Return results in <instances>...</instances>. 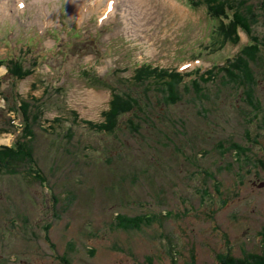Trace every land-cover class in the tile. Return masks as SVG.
Masks as SVG:
<instances>
[{
    "label": "rangeland",
    "instance_id": "1",
    "mask_svg": "<svg viewBox=\"0 0 264 264\" xmlns=\"http://www.w3.org/2000/svg\"><path fill=\"white\" fill-rule=\"evenodd\" d=\"M107 1L0 0V59L17 58L33 69L16 79L6 74V61L0 65V128L9 129L0 132V145L20 131L9 124V118L20 124V111L13 110L18 98L33 113L40 107L32 145L44 176V182L33 177L38 167L25 174V165L18 173L0 171V264H65L61 256L73 264H143L148 257L154 264H186L192 252L197 264H221L218 255L228 250L258 251L264 226L261 0L247 1L257 13L252 34L262 44V59L248 62L250 80V68L239 72L232 60L246 34L239 31V43L212 51L217 21L203 4ZM143 63L184 74L162 92L167 83H136ZM212 65L227 66L234 79L226 69L200 79ZM108 86L137 96L148 122L129 124L125 114L111 132L81 122L103 120ZM163 118L172 123L164 126ZM226 139L242 143L240 158L220 151L217 143ZM117 213L144 214L148 222L127 229L116 224Z\"/></svg>",
    "mask_w": 264,
    "mask_h": 264
},
{
    "label": "trees",
    "instance_id": "2",
    "mask_svg": "<svg viewBox=\"0 0 264 264\" xmlns=\"http://www.w3.org/2000/svg\"><path fill=\"white\" fill-rule=\"evenodd\" d=\"M250 0H186L187 5L192 8H198L203 4L205 6L208 17L212 20H216L217 23L215 25V39L211 43V50L218 49L219 47L224 46L226 43L236 44L239 41V31H243L247 36V43L242 46L239 53L232 59L236 60L240 63L238 67V71L249 72L248 62L259 61L261 58V46L262 44L257 40V37L252 34L251 25L257 22V13L254 11V5L248 3ZM260 6L264 9V0H261ZM228 8V11L227 9ZM231 12L228 13V12ZM219 23V24H218ZM218 24V25H217ZM245 58V59H244ZM6 61V65L8 67L7 73L16 79H21L30 74L33 69H23L21 62L17 60V58H11L10 61L7 59H0V65L4 64ZM231 60H227L226 64H230ZM224 64V65H226ZM228 64V65H229ZM214 65V64H213ZM251 70V74L248 76V80L253 79L251 66L249 67ZM232 75L231 79H234V76L231 72L228 71L227 66H212L211 68L205 70L200 73L199 78L203 81H210L215 78V75L218 72H225ZM197 72L200 71L199 68H195ZM184 73L178 72L175 69L169 70L166 68H159L156 66H152L149 63H143L139 67H137L136 72L134 74V79L136 83L142 84L145 81H151L149 85L153 86L156 84L167 83L168 87L166 89H162L163 91L172 90L175 88L178 80L183 76ZM188 74V73H185ZM225 75V74H224ZM224 75L221 76L223 79ZM247 79V77H246ZM169 80L171 82H169ZM96 83H100L104 86H107L104 82L100 81L98 78ZM147 83V82H146ZM146 87L148 84H144ZM111 90V98L109 100V108L103 110L101 115L103 116V120L100 122H93L91 120L82 119L81 122L86 123L89 127L101 131V132H111L114 131L117 123L119 121V117L129 114L131 118L128 119L129 124H133L134 120L137 119L144 122H148L149 117H142L141 114L145 115V111L142 108L141 101L137 96L132 93H121L114 89V87L108 86ZM161 91V90H159ZM249 96V94H248ZM247 96V97H248ZM171 102H175L177 96L176 94L171 95ZM247 102L253 106H257L253 104L251 98L248 97ZM28 101L25 98H18L16 105L13 110L20 111V131L23 128L22 133L19 131L11 143V145H0V171L7 173H18L20 172V168H23L24 165L26 169L24 171L25 174L33 173L34 167H38L37 160L34 157V148L32 145V139L34 137V126H40V114H43V111L40 107H36L37 112L33 113L31 111L30 105L27 103ZM33 109H35V105H33ZM40 110V112H39ZM31 112V113H30ZM70 113L76 119L77 114L75 110H70ZM162 118V117H160ZM12 119H9V124L12 127H15L13 132H17L19 126L14 125L10 122ZM54 120V119H53ZM61 120L60 117H57L54 121ZM171 120H167V118H163L162 124L165 126L170 125L172 122H168ZM135 130H138V126H134ZM2 130H8L7 127L0 128V132ZM21 133V134H19ZM246 134V133H245ZM245 136V135H244ZM248 137V136H247ZM246 138V137H245ZM221 147V152L224 150L233 151L234 159L237 158L240 154L244 153L242 143L236 140H220L217 143ZM226 146V148L224 147ZM225 148V149H224ZM237 153V155H236ZM237 161V159H236ZM34 178L38 179L40 182H44V176L42 175V169L38 167L36 169ZM207 174L206 171H202ZM47 189L45 190L48 192ZM54 197V196H53ZM56 200V197H54ZM117 225L125 227L127 229L130 228H139L140 224L147 221L148 217L144 214L135 215V216H127L124 214L117 213L116 214ZM261 236V244L258 251H248L243 250L241 255L232 254L229 250L224 254H219L218 259L221 264H264V226L260 230ZM91 249V253H92ZM67 256H61L60 258L63 260L65 264H73L70 259L66 258ZM152 258L148 257L147 262L143 264H154L151 260ZM195 254L192 252L189 257V261L186 264H197L195 260Z\"/></svg>",
    "mask_w": 264,
    "mask_h": 264
},
{
    "label": "flooded vegetation",
    "instance_id": "3",
    "mask_svg": "<svg viewBox=\"0 0 264 264\" xmlns=\"http://www.w3.org/2000/svg\"><path fill=\"white\" fill-rule=\"evenodd\" d=\"M22 218L24 219V222H26V221L29 222V218H27L26 216H22ZM48 226H49V223L44 225L45 228H47ZM21 262H22V264H28L29 263V261L27 259H21ZM37 262L42 263V264H54V263L45 262L42 259L38 260ZM5 264H16V262H15V259H7L5 261Z\"/></svg>",
    "mask_w": 264,
    "mask_h": 264
},
{
    "label": "water",
    "instance_id": "4",
    "mask_svg": "<svg viewBox=\"0 0 264 264\" xmlns=\"http://www.w3.org/2000/svg\"><path fill=\"white\" fill-rule=\"evenodd\" d=\"M259 185H264V183H260Z\"/></svg>",
    "mask_w": 264,
    "mask_h": 264
}]
</instances>
